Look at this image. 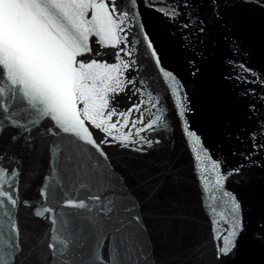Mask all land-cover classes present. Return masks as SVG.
<instances>
[{
  "label": "water",
  "instance_id": "water-1",
  "mask_svg": "<svg viewBox=\"0 0 264 264\" xmlns=\"http://www.w3.org/2000/svg\"><path fill=\"white\" fill-rule=\"evenodd\" d=\"M114 3L116 23L124 21L123 32L117 30L120 43L112 47L93 30L91 51L77 60L120 66L118 73L91 71L113 77L109 86L116 91L107 94L109 110L140 106L133 117L144 131L137 136L132 129L125 142L119 138L128 134L127 128L109 136L86 120L105 159L91 144L56 128L50 118L29 116L22 94L10 98L7 85H0L6 88L0 100V153L6 158L0 164L18 173L6 178L17 204L4 205V222L10 218L16 226L4 235L11 246L0 245L4 260L71 264L83 258L81 245L89 237L81 229L89 213L65 203L89 191L102 193V200L111 195L91 179L94 165L111 174L121 194L142 204V223L133 228L142 229L138 243L143 255L130 257L137 264H264V0ZM173 8L177 15L165 14ZM93 15L87 10L86 18ZM97 86H102L99 81ZM28 119L38 120L30 131L11 123ZM53 142L64 150L59 156L50 150ZM65 154L83 161L85 168L70 169ZM214 163L219 167L213 168ZM45 207L51 212L36 215ZM235 224L240 225L235 247L218 258L214 236ZM54 238L66 242L67 250L61 252L64 244L59 242L55 252L50 249ZM107 250L106 239L102 255Z\"/></svg>",
  "mask_w": 264,
  "mask_h": 264
},
{
  "label": "snow or ice",
  "instance_id": "snow-or-ice-1",
  "mask_svg": "<svg viewBox=\"0 0 264 264\" xmlns=\"http://www.w3.org/2000/svg\"><path fill=\"white\" fill-rule=\"evenodd\" d=\"M89 9L94 12L90 19L86 18ZM116 14L114 0H99V2L97 0H0V85H7L10 98L14 99L18 94H22L20 99L26 100L31 109L29 116L35 114L50 118L56 128L62 129L64 133L74 134L91 144L101 156H105V159L106 155L100 144L96 143L85 126L86 120L94 127L101 128L109 136L112 130H118L119 127L127 128L128 134L119 138L125 142L132 136V129H136L137 136L144 131L143 128L137 129L138 121L133 117V111L140 112V106L136 105L127 112H117L115 108L109 110L107 94L116 91V88L109 86L113 77L109 75L104 78L91 71L103 68L105 72L118 73L120 66L100 65L95 61L86 64L82 60H77L78 55L91 51L88 40L93 30L101 41L112 47L120 43L117 30L123 32L121 25L124 21L120 20V24H117L116 19H119V16ZM165 14L175 16L177 12L173 8ZM121 15L126 18L128 14L122 12ZM123 51V48L119 49V52ZM168 75L171 76V73ZM97 81L100 82L101 87L97 86ZM121 83L122 81L116 80L117 86ZM5 91L6 88L0 86V100L3 99ZM3 108V103H0V111ZM140 115L142 116L143 113L141 112ZM113 116L117 117L114 122ZM159 119L157 117V120ZM139 122L143 123V121ZM11 123L23 131H30L38 120L28 119L23 124L18 120H12ZM155 123L156 121L153 120L152 124ZM49 131H52L51 128ZM190 134L195 136L194 133ZM52 135L56 133L52 132ZM106 142V140L101 141V143ZM146 142L151 146L152 141ZM50 150L57 156L64 151L57 142H53ZM4 158L6 157L0 153V159ZM64 159L70 169L85 168L83 161L76 160L71 155L65 154ZM218 167V163L213 164V168ZM9 176H18V173L0 164V245L5 246H11L4 239L6 230L9 227L12 229L16 227L11 224L10 218L7 224L3 219L8 215L4 211L5 203H10L12 206L17 204V199L10 190L11 184L6 179ZM53 178L59 183L55 171ZM91 179L95 185L104 188L105 191L110 190L111 195L104 196L102 200V193L95 194L89 191L84 198L66 201V207L86 209L89 213L81 229L82 233L89 237V240L81 245L83 258L75 259L71 264H137L136 259L130 257L134 254L137 258L143 255L138 243V232L142 229L133 228L134 225L139 226L142 223L141 202L135 198L129 200L127 196L121 194L111 174L97 169L94 165ZM221 179L218 178L215 183L219 185ZM80 187L83 189L88 185L81 184ZM224 195L229 194L224 193ZM232 199L235 200L234 197ZM236 207L238 208L239 205L237 204ZM94 208L95 212H93ZM208 208L211 209L212 205L209 204ZM45 212H51V209L45 207L36 215L44 216ZM52 223L55 224V220ZM239 230L240 225L235 224L231 229H225L214 236V240L217 241L218 258L232 251ZM12 239L14 240V237ZM106 239L108 250L107 256H104L101 249ZM57 242L64 244L61 252L67 250V243L55 241V238L48 247L55 252ZM0 264H7L2 250H0Z\"/></svg>",
  "mask_w": 264,
  "mask_h": 264
}]
</instances>
